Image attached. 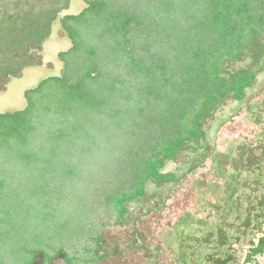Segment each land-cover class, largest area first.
Here are the masks:
<instances>
[{"label":"rangeland","instance_id":"1","mask_svg":"<svg viewBox=\"0 0 264 264\" xmlns=\"http://www.w3.org/2000/svg\"><path fill=\"white\" fill-rule=\"evenodd\" d=\"M263 1L81 0L79 13L56 24L57 17L76 9L73 0H0V92L22 68L42 64L36 50L54 25L69 41L58 52L60 69L47 64L60 71V78L56 74L27 92L24 111L0 117V264L21 261V250L11 241L29 230L24 238L42 240L51 255L66 250L71 256L79 253L80 264H90L95 257L88 248L84 253L85 235L95 228L107 241L108 257L100 264H179V259L199 264L200 257L202 264L218 263L207 244L220 243L217 231L227 218L216 217L209 235L198 221L229 212L228 176L221 177L229 166L226 139L207 161L205 166H216L205 170V179L181 184L156 210L147 198L127 204L134 213L133 219L126 215L127 223L103 224L119 214L114 197L135 192L152 161L160 162L159 169L164 165L162 171L183 162L179 155L163 154L172 142L184 138L190 149L199 143L193 98L216 88L192 89L191 100L184 101L185 89L177 85L185 76L183 62L192 59L189 51L210 48L222 28L238 25L243 16L254 21ZM239 47L248 51L242 42ZM221 79L226 89H241L248 80L229 72ZM214 102L211 97L201 101L205 115ZM160 113L163 124L156 127L151 117ZM37 206H44L42 219L28 222ZM196 239L204 242L202 251Z\"/></svg>","mask_w":264,"mask_h":264},{"label":"flooded vegetation","instance_id":"2","mask_svg":"<svg viewBox=\"0 0 264 264\" xmlns=\"http://www.w3.org/2000/svg\"><path fill=\"white\" fill-rule=\"evenodd\" d=\"M73 3L76 4V9H73L72 11L79 13L84 4L81 0H73ZM70 11H65L61 16L72 14ZM256 16H258L257 23L260 28V37L254 40L259 43L257 49H251V51L254 52L249 53L250 56H241L239 59L233 58L229 64V68H232L228 69V72L232 75L244 74V76L248 78V80L244 83V86L241 89H228L227 95L224 96L220 102L215 103V108L206 113L204 116L205 122L202 119L199 124L200 134L197 135V142L199 143L190 149L189 141H185L186 143L183 148L176 154L183 157V162H181L179 166L174 168L168 167L167 170L165 169L164 171H162L164 165L162 169L157 168L154 174L147 177L142 185V188L139 191L135 188L136 191L134 192V196L122 203L125 213L118 214L116 218L111 217V220L105 219L103 224L104 226L108 221L111 225L113 223V226L127 223L129 222L127 220V216H130L133 219L134 213L131 208L127 207V204L134 205V201H143V199L147 198L146 204L152 205L151 208L156 210V206L160 205L162 202L167 203L169 201L171 195L178 187L181 186V184L185 183L188 186L189 184H196L205 179V170L209 169L212 171L213 167L216 166H205L207 161L216 155L219 143L226 139L230 145L228 150L229 156H227L229 166L226 170L223 169V175L221 177L224 176V173L228 176L227 194L229 204L226 201V205L229 206V212L226 210L227 212L225 215H207V217L198 221V224L204 222L202 228L207 231L209 235L210 231H214V219L216 217H218L220 221L222 220L219 216H225L227 218L225 222L226 226L221 227V229H218L219 231H217V233L222 234L221 240H217L220 243L216 244L217 246L214 248L208 246L209 243L207 242V247L211 248L210 252L217 254L216 257H213L218 262L215 264H264V88L249 89L254 83L260 84L262 87L264 86L263 5L257 11ZM59 17L54 20L56 21V24L58 23L57 20ZM249 24L252 23L250 22ZM51 29L54 28H50L49 36L44 40L53 37L54 31L51 36ZM58 38L62 39L60 37ZM56 59L57 62L62 65L58 57ZM44 60L45 63H49L46 61L45 57ZM50 63L53 62L51 61ZM43 67L48 72L58 75V73H55L54 70L47 68L45 64L43 66H28L21 69L19 77H10L12 78L11 84L21 82V73L23 70L25 73L27 69ZM9 80L6 82L4 89L9 83ZM255 93L257 94L255 95ZM246 95L251 97L248 105L240 110L230 119V121L225 123L218 130L214 153L205 159L202 165L190 171V165L200 163V151L205 147L207 138L211 134L213 126L218 121L229 115L230 110L236 106L237 102L243 100ZM207 118L208 120L206 121ZM208 173L212 174L211 172ZM209 179L210 176L207 180L209 181ZM217 207L219 208L220 206L218 205ZM211 213L215 214V211ZM137 223L138 222L136 220V224ZM217 225L220 226L218 221ZM136 236H138V230H135L134 232L135 242L137 240ZM85 237L87 238L86 243L88 246H86L84 253L88 248L90 254L95 257L91 260L90 264H100L102 262H98L100 259H107L108 256L105 251L107 249L104 247L107 243L106 239L103 240L102 237L99 238L95 230L88 231ZM195 243L198 244L199 250L202 251L200 244H203L204 242L196 239ZM135 247H137L136 243ZM100 249H102V251ZM116 249L114 250V253L118 254ZM169 251L172 254V251ZM222 252H225L227 257L219 259L218 254ZM41 254L44 256L43 264L81 263L80 256L78 255L79 253L71 256L66 250H57V252H53L52 255L51 253ZM148 254L152 255V252L150 251ZM36 256L37 255H35L34 259L29 261V264L35 263ZM202 263L203 258L200 257L199 264ZM179 264H183L180 262V259ZM204 264L208 263L204 262Z\"/></svg>","mask_w":264,"mask_h":264},{"label":"trees","instance_id":"3","mask_svg":"<svg viewBox=\"0 0 264 264\" xmlns=\"http://www.w3.org/2000/svg\"><path fill=\"white\" fill-rule=\"evenodd\" d=\"M257 15V14H256ZM244 17V18H243ZM240 19V22L238 25L234 27H225L222 28L218 34L213 39H219L220 42L216 43L218 40H213L209 42L210 48H207L205 50L197 48H192L189 53L192 56V59L189 61L183 62V73H185L186 79L184 80V77L182 78V83L180 85H177L179 88L183 86L182 89H185L183 99L184 101L191 100L189 93H191L192 89H215L213 91H209L208 94L204 95H196L193 99L195 101L197 109H195L193 112L199 114V118L196 120V128L198 130V134H200V121L203 119V116L205 115L204 110L201 106V101L203 99L208 100V98H212V100L215 99V102H220V100L227 95L228 89L223 86L225 83L223 79H221V76L228 72L225 70L227 66L231 63L233 58H240L241 56L249 55V53H252L254 51H251V49H254L251 45H258L259 43L254 41L256 38L260 37V28L257 23L258 16H255V19H251V23H248V18L246 16H243ZM243 32H245L243 34ZM237 35V36H236ZM233 38V39H232ZM241 42L243 43V47L247 48V52L244 51L241 53V49L239 46L241 45ZM220 45V47H218ZM251 47V48H250ZM258 47V46H257ZM237 48V49H236ZM211 54H214L215 59H212ZM213 62V63H212ZM230 74V73H229ZM187 77H189L187 79ZM248 79V78H247ZM171 85H174L172 83ZM174 85V86H175ZM185 87V88H184ZM218 99V100H217ZM176 101H174L171 104L172 109L177 108L174 104ZM179 110L177 109L173 111L171 117L173 122L178 121L179 116ZM186 114L184 113L183 118L181 116V121L185 122L186 120ZM157 116V115H156ZM156 116L151 117V119L155 120V126H159V124H163V115L162 113L158 114L157 118ZM1 117V116H0ZM199 120V122H198ZM175 125V124H174ZM186 129V127H185ZM185 135V134H184ZM178 140V139H177ZM174 141L169 146V149L166 150L168 153L163 154H170V156L174 157L180 151L184 144L186 143L185 139L180 138L179 141ZM177 144V145H176ZM165 155V156H166ZM172 157V158H173ZM169 158V157H168ZM160 162L157 160L152 161L151 165H147V173L143 177V179L139 180L140 183H137L136 187L138 191L142 188L143 183L149 177L151 174H154L156 172V169ZM131 187V186H130ZM134 188V187H133ZM128 191H120L119 195L113 200V205L116 206L118 209L119 214H124L125 209L122 206V203L128 200L130 197L134 196V192L132 194H126ZM97 230V228H95ZM98 231V230H97ZM33 254V253H32ZM29 264V262L27 261Z\"/></svg>","mask_w":264,"mask_h":264},{"label":"bare ground","instance_id":"4","mask_svg":"<svg viewBox=\"0 0 264 264\" xmlns=\"http://www.w3.org/2000/svg\"><path fill=\"white\" fill-rule=\"evenodd\" d=\"M78 1V0H77ZM71 13H77L75 11H70ZM67 15H63L60 17H65ZM59 22V19L57 20ZM54 35L50 39H46L47 42L46 45L44 44V51L39 52V54L44 58H46V61L49 63L44 64L47 67V64H50L52 61L55 64L56 69H60L61 65L57 62V57L60 53L61 50L65 49L68 46L69 41L67 39H59L57 35L58 31V26L54 25L53 27ZM43 64V65H44ZM40 65V66H43ZM55 73H58L57 70H54ZM56 75V74H55ZM54 73L48 72L45 70V68H30L27 69L26 72L24 73V77L20 80V83H14L11 84V86L8 88L7 92L1 93L0 96V116L4 115H13L18 112H22L26 109L27 107V102L25 99V93L28 90L31 89H36V87L43 81L48 80L51 77L55 76ZM57 76V75H56ZM60 78V75L57 76ZM56 77V78H57ZM25 86V88H24Z\"/></svg>","mask_w":264,"mask_h":264},{"label":"water","instance_id":"5","mask_svg":"<svg viewBox=\"0 0 264 264\" xmlns=\"http://www.w3.org/2000/svg\"><path fill=\"white\" fill-rule=\"evenodd\" d=\"M59 19H62V17H59ZM52 34H53V29H51V35ZM45 42H46V40H44V42L41 44L40 50H37L36 52H43L44 51V44H45ZM42 64H44V58L43 57H42ZM23 77H24V70L21 73V78H23ZM263 78H264V75H263ZM11 83H12V78H10L9 83L6 85L4 91H2V92H7L8 91V88H9V85ZM41 83L36 87V89L41 85ZM263 88H264V86L262 87L260 84H255L254 83L249 89H263ZM31 90H34V89H31ZM31 90L26 91V93L29 92V91H31ZM2 92H0V96H1V93ZM256 94L257 93H255V95ZM250 100H251V97L249 95H246L243 100L237 102L236 103V106L232 110H230V112H229L230 114L229 115H227L224 119L218 121L213 126L212 132L209 135V137L207 138L205 147L200 151V155H199L200 163L190 165V168H189L190 171L193 170L194 168L202 165L203 162L205 161V159H207L208 157H210L214 153V150H215V147H216V138H217V132H218V130L225 123H227L228 121H230V119L234 115H236L240 110H242L244 107H246L248 105V103H249ZM0 105H1V101H0Z\"/></svg>","mask_w":264,"mask_h":264},{"label":"crops","instance_id":"6","mask_svg":"<svg viewBox=\"0 0 264 264\" xmlns=\"http://www.w3.org/2000/svg\"><path fill=\"white\" fill-rule=\"evenodd\" d=\"M43 207L44 206L35 207L34 211L30 215V219L28 220V222H33L34 220L36 222L39 219H42L41 213H42ZM37 226L39 227V225H37ZM29 232H30V230L28 232L24 233V235L27 236V234ZM24 237L13 238V240L11 241L13 246H16L19 250H21L22 257H21V261L18 264H28L27 261L29 262V260H27V257H26L27 255H29V256L37 255L35 258L34 264H43L44 256L41 253H46V254L51 253V250H47L48 246L45 247L47 244L42 243L43 241L39 240V239H37L34 242H28ZM32 259H34V257ZM6 260H5L4 264H8Z\"/></svg>","mask_w":264,"mask_h":264}]
</instances>
